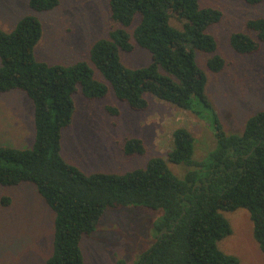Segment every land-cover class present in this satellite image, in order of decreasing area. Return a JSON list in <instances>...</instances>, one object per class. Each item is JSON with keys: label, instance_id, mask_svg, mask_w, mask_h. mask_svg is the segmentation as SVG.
<instances>
[{"label": "trees", "instance_id": "obj_1", "mask_svg": "<svg viewBox=\"0 0 264 264\" xmlns=\"http://www.w3.org/2000/svg\"><path fill=\"white\" fill-rule=\"evenodd\" d=\"M62 1L30 0L29 6L45 13ZM200 2L110 0L111 19L118 27L93 45L89 61L70 65L38 60L36 48L45 32L38 16H25L12 32L0 27V93L23 91L33 101L36 126L32 148L0 145V184H34L55 213L53 251L45 264H86L83 239L96 231L107 210L130 207L164 210L154 226L155 243L138 264H239L219 246L233 234L224 212L239 209L250 213L264 254V110L248 119L242 133L226 131L206 92L208 75L197 61L200 51L211 55L207 65L212 72L227 66L210 32L224 12ZM244 2L257 6L264 0ZM136 45L149 51L152 61L135 69L121 61L120 53H132ZM230 45L241 55L259 53L264 17L248 20L246 30L232 34ZM111 92L135 112L149 109L147 95L196 115L210 112L216 148L196 160L195 137L182 127L173 134L167 158H152L146 167L124 174L84 173L62 155L63 131L77 112L76 94L96 100ZM107 110L120 115L116 107ZM124 152L144 156V140L128 139ZM170 164L185 165L184 176L176 175ZM2 204L9 206L11 199L2 198Z\"/></svg>", "mask_w": 264, "mask_h": 264}, {"label": "rangeland", "instance_id": "obj_2", "mask_svg": "<svg viewBox=\"0 0 264 264\" xmlns=\"http://www.w3.org/2000/svg\"><path fill=\"white\" fill-rule=\"evenodd\" d=\"M29 1L0 0V27L12 32L25 16H38L45 32L36 56L51 65L89 61L93 45L118 27L111 19L110 0H63L59 8L45 13L33 11ZM200 3L201 7H218L224 12L223 20L210 32L218 43L216 53L227 62L225 69L212 72L207 65L211 55L197 51L198 64L209 78L206 92L226 131L242 133L248 119L264 110V47L259 53L241 55L231 47L230 37L246 30L248 20L264 17V3L257 6L244 0ZM173 23L179 25L176 20ZM133 30L134 27L129 29ZM120 55L125 65L135 69L152 61L151 53L137 45L132 53ZM97 77L105 81L100 72ZM147 98L149 109L135 112L113 92L96 100L76 94L77 112L71 126L63 131L62 155L86 174H124L146 167L152 158H167L174 145L173 134L182 127L195 137L196 160H203L216 148L210 112L203 111L198 116L152 95ZM108 106L118 108L120 115H112ZM34 110L33 101L23 91L0 93V145L32 148L36 136ZM198 110L196 105L195 111ZM134 137L144 140V156L125 155V143ZM184 166L170 164L181 178ZM4 197L11 199L9 206L2 204ZM224 215L233 234L219 243L220 248L236 256L239 264H264L250 213L239 209ZM163 216L164 210L155 212L143 207L107 210L96 231L82 241L86 264H138L154 245V226ZM54 223L55 213L34 184H0V264H45L53 251Z\"/></svg>", "mask_w": 264, "mask_h": 264}]
</instances>
